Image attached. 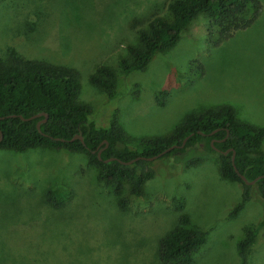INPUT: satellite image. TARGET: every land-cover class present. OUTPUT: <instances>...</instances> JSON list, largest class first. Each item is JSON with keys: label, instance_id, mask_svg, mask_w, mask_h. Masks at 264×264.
<instances>
[{"label": "rangeland", "instance_id": "rangeland-1", "mask_svg": "<svg viewBox=\"0 0 264 264\" xmlns=\"http://www.w3.org/2000/svg\"><path fill=\"white\" fill-rule=\"evenodd\" d=\"M172 1L0 0V60L75 68L80 99L92 110L88 121L102 128L117 121L130 146L168 135L188 113L224 104L243 123L264 130V0L251 27L219 44L217 26L207 17L196 20L144 71L118 74L116 99L87 82L95 65L115 67L154 16L171 20ZM195 60L204 69L200 78ZM160 87L170 92L164 108L156 103ZM262 144L264 149V139ZM98 173L83 153L0 149V264H162L159 241L181 212L189 228L208 232L192 264H239L237 247L248 228L258 233L249 264H264V200L254 191L232 218L241 188L223 177L218 154L188 169L173 159L158 163L140 196L123 184L124 209L114 186L100 182Z\"/></svg>", "mask_w": 264, "mask_h": 264}, {"label": "trees", "instance_id": "trees-1", "mask_svg": "<svg viewBox=\"0 0 264 264\" xmlns=\"http://www.w3.org/2000/svg\"><path fill=\"white\" fill-rule=\"evenodd\" d=\"M167 7L171 20L154 16L149 29L140 32L139 43L128 45L127 54L115 67L95 65L87 74V82L105 90L111 100L116 99L118 74L144 71L156 55L174 49L196 20L207 17L212 27L217 26L219 40L215 44H219L251 27L261 12L260 0H174ZM250 9L253 13L248 19ZM192 66L193 71L197 70L196 76L202 77V64L195 60ZM81 90L78 71L66 64L21 57L0 60V149L24 153L43 147L86 154L89 164L98 168L100 182L114 186L122 209L126 206L121 197L124 183L130 184L133 195L140 196L146 182L155 178L158 163L173 159L188 169L200 164L207 154L215 153L223 177L241 188L240 201L230 212L232 218L252 200L254 191L264 200V130L240 121L233 106L224 104L188 113L168 135L148 137L130 146L117 121L106 128L88 121L92 110L88 103L81 101ZM169 96V90L158 88L156 103L166 107ZM43 113L48 117L38 130L37 123L45 119ZM75 134L81 135L83 141L72 140ZM186 138L182 149L149 159L181 145ZM99 150H102V160L97 154ZM227 150L230 151L225 154ZM111 158L117 160L105 162ZM120 161L133 162L125 165ZM237 170L248 181L259 180L252 186L245 185ZM48 195L52 202V194ZM189 225L188 215L181 212L178 224L159 241L157 256L162 264L193 263L194 254L207 242L208 232ZM257 234L253 228L245 230L237 247L239 264H249L247 254Z\"/></svg>", "mask_w": 264, "mask_h": 264}, {"label": "water", "instance_id": "water-1", "mask_svg": "<svg viewBox=\"0 0 264 264\" xmlns=\"http://www.w3.org/2000/svg\"><path fill=\"white\" fill-rule=\"evenodd\" d=\"M41 115H43V116L45 117V119H44L43 121H40L39 123H37V129H38V130L40 129V124H41L42 122H44V121L47 119V117H48L47 114H45V113H43V114H41ZM1 137H2V134H1V132H0V139H1ZM76 138H78V139H80L81 141H83L82 136L79 135V134H75L71 139L73 140V139H76ZM187 139H188V138L184 139L183 142L181 143V145H179V146L174 145V146H172V147L166 149L163 153H161V154H159V155H156V156H153V157H150L149 159H151V160H155V159H157L158 157H160L161 155L166 154V153H169L171 150H174V149H182V148L185 146ZM212 143H213V142L211 141V144H212ZM106 146H107V144H106ZM229 151H230V150H227V151H225L224 153L227 154ZM101 152H102V150H99L98 153H97V154H98V157H99L100 160H102V158H101V155H102ZM235 158H236V153L233 152L232 162H233L234 165H235ZM114 160H117V159H115V158H111V159H107V160H105V162L108 163V162H111V161H114ZM120 162H121L122 164L127 165V164H131L133 161H127V162H122V161H120ZM237 172L239 173L238 170H237ZM239 175H240V177L242 178V180L245 182V185L252 186V185L256 184V182L259 180V178H258V179L254 180V181H248V179H247L244 175H242V174H240V173H239Z\"/></svg>", "mask_w": 264, "mask_h": 264}]
</instances>
